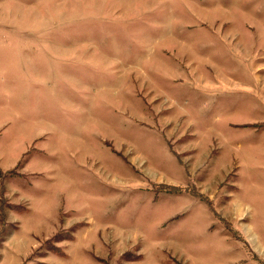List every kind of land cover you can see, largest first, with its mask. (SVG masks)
Returning a JSON list of instances; mask_svg holds the SVG:
<instances>
[{
    "label": "rangeland",
    "instance_id": "374dc122",
    "mask_svg": "<svg viewBox=\"0 0 264 264\" xmlns=\"http://www.w3.org/2000/svg\"><path fill=\"white\" fill-rule=\"evenodd\" d=\"M256 236L264 0H0V264H264Z\"/></svg>",
    "mask_w": 264,
    "mask_h": 264
},
{
    "label": "crops",
    "instance_id": "0c3cea01",
    "mask_svg": "<svg viewBox=\"0 0 264 264\" xmlns=\"http://www.w3.org/2000/svg\"><path fill=\"white\" fill-rule=\"evenodd\" d=\"M257 237V236H256ZM257 241H259V244H261V250L263 249V246H264V243L262 242V238H260V240L258 239L257 237ZM263 244V245H262ZM237 258V259H236ZM233 260L235 261H232L234 264H240V262H248V264H258V261L257 260H253L247 253L243 252L241 253L240 256H237L235 258H233Z\"/></svg>",
    "mask_w": 264,
    "mask_h": 264
},
{
    "label": "bare ground",
    "instance_id": "6f19581e",
    "mask_svg": "<svg viewBox=\"0 0 264 264\" xmlns=\"http://www.w3.org/2000/svg\"><path fill=\"white\" fill-rule=\"evenodd\" d=\"M256 249V248H255Z\"/></svg>",
    "mask_w": 264,
    "mask_h": 264
}]
</instances>
